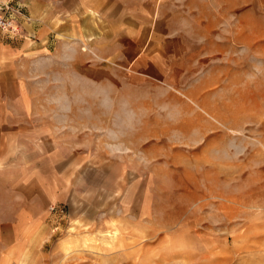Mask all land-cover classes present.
<instances>
[{
	"label": "rangeland",
	"instance_id": "1",
	"mask_svg": "<svg viewBox=\"0 0 264 264\" xmlns=\"http://www.w3.org/2000/svg\"><path fill=\"white\" fill-rule=\"evenodd\" d=\"M145 3L86 69L0 0V264H264V0Z\"/></svg>",
	"mask_w": 264,
	"mask_h": 264
},
{
	"label": "crops",
	"instance_id": "2",
	"mask_svg": "<svg viewBox=\"0 0 264 264\" xmlns=\"http://www.w3.org/2000/svg\"><path fill=\"white\" fill-rule=\"evenodd\" d=\"M145 1L146 12H148V8L152 12V9H150L153 7L152 0L150 4L148 0ZM14 2L24 5L26 9L24 7L23 10L29 11L33 15L36 22L37 36L41 42L35 47H37L40 54L48 51L51 53L48 48L50 45L48 39L52 36L58 35L70 40L80 36L91 38L92 49L89 51L82 49L81 54L75 55L73 59L81 63L78 65L79 68L90 69L99 67L100 65L98 64H92L94 62H91L89 52L98 54L103 52L104 49L108 50V54H113L114 61L122 62V59H124L123 61L128 65L135 64L138 61L136 58L139 45L138 34L131 29H121L120 26L122 21H134L137 19L139 14L137 11V0H130L128 3L123 2V0H14ZM56 20L65 22V25L64 23L54 25L53 22ZM85 20L100 21L97 22V29L92 30L90 28L93 33L91 34L92 36L89 34L91 33L90 30H88V34L85 33L84 26L74 27L76 22ZM97 30L100 34L97 33ZM63 33L67 35H63ZM96 37L102 38L96 39ZM104 37L105 39L108 38V41L104 40ZM81 42L84 43V40H81ZM131 54L132 56H130ZM51 62L49 61V63ZM121 66L123 65L121 64Z\"/></svg>",
	"mask_w": 264,
	"mask_h": 264
},
{
	"label": "built area",
	"instance_id": "3",
	"mask_svg": "<svg viewBox=\"0 0 264 264\" xmlns=\"http://www.w3.org/2000/svg\"><path fill=\"white\" fill-rule=\"evenodd\" d=\"M9 6L5 4L2 11L0 12V30L2 31H11V32H19V22L15 19V14H21L19 10L8 11Z\"/></svg>",
	"mask_w": 264,
	"mask_h": 264
}]
</instances>
